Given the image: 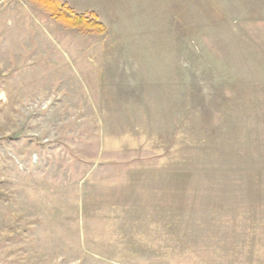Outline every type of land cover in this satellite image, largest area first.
Listing matches in <instances>:
<instances>
[{"label": "rangeland", "instance_id": "rangeland-1", "mask_svg": "<svg viewBox=\"0 0 264 264\" xmlns=\"http://www.w3.org/2000/svg\"><path fill=\"white\" fill-rule=\"evenodd\" d=\"M161 2L0 0V264H264V0Z\"/></svg>", "mask_w": 264, "mask_h": 264}, {"label": "crops", "instance_id": "crops-1", "mask_svg": "<svg viewBox=\"0 0 264 264\" xmlns=\"http://www.w3.org/2000/svg\"><path fill=\"white\" fill-rule=\"evenodd\" d=\"M75 12L87 16L94 15L106 28L105 37H111L112 29L120 35H129L132 41L135 30L124 31L131 27L141 28L150 24L154 17H161V0H59ZM172 2V0H166ZM119 29V30H118ZM119 31V32H118ZM123 32V33H122ZM117 36V35H116Z\"/></svg>", "mask_w": 264, "mask_h": 264}, {"label": "trees", "instance_id": "trees-1", "mask_svg": "<svg viewBox=\"0 0 264 264\" xmlns=\"http://www.w3.org/2000/svg\"><path fill=\"white\" fill-rule=\"evenodd\" d=\"M39 3L44 9L55 19L63 24L69 25L72 28L84 26L94 28L97 33H106L105 26L98 21L94 15H85L75 12L68 5L61 3L59 0H34Z\"/></svg>", "mask_w": 264, "mask_h": 264}]
</instances>
